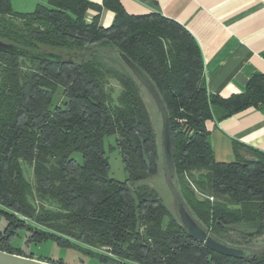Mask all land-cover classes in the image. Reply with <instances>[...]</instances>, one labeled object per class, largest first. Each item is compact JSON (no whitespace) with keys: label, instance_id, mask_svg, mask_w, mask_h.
Masks as SVG:
<instances>
[{"label":"trees","instance_id":"16d2710c","mask_svg":"<svg viewBox=\"0 0 264 264\" xmlns=\"http://www.w3.org/2000/svg\"><path fill=\"white\" fill-rule=\"evenodd\" d=\"M103 9L114 14L108 27L99 23ZM90 10L95 15L88 21ZM0 41L64 58L0 51L1 251L32 258L11 244L22 231L28 244L51 241L108 264H264V252L233 258L191 239L146 184L159 173L160 154L142 87L104 59L125 55L158 92L169 117L174 184L193 217L209 234L250 248L264 234V153L234 144L236 159L217 162L205 122L214 112L223 120L263 104L264 76L228 98L209 94L192 36L158 14L129 15L120 0H47L26 13L0 0ZM110 80L120 86L115 99ZM59 90L64 100L56 105ZM110 137L123 181L108 175ZM239 149L252 158L240 157ZM22 163L31 168V181ZM98 248L113 258L91 250Z\"/></svg>","mask_w":264,"mask_h":264},{"label":"crops","instance_id":"0c3cea01","mask_svg":"<svg viewBox=\"0 0 264 264\" xmlns=\"http://www.w3.org/2000/svg\"><path fill=\"white\" fill-rule=\"evenodd\" d=\"M90 1L101 4L102 0ZM120 3L129 15L155 13L179 24L192 36L200 49L202 76L209 94L228 98L243 93L251 79L264 76V0H120ZM94 15V11H88L86 19L90 21ZM113 17L112 12L103 9L100 25L108 27ZM217 114L214 112L213 118L205 122L217 162L236 159L234 144L264 153V103L223 120H217ZM237 154L247 160L252 158L243 149Z\"/></svg>","mask_w":264,"mask_h":264},{"label":"rangeland","instance_id":"374dc122","mask_svg":"<svg viewBox=\"0 0 264 264\" xmlns=\"http://www.w3.org/2000/svg\"><path fill=\"white\" fill-rule=\"evenodd\" d=\"M46 2L47 0H10L12 10L15 12H23V13L32 11L37 4L46 5ZM104 62L107 65L113 66L124 73H130L128 69L125 67V65L122 63L120 57H118L117 55L108 56L107 54H105ZM108 87L112 89V96L115 99L120 91L119 84L114 80H110ZM141 97L146 107V110L149 114L150 121H151L153 130H154V133L156 135V141L159 147V137H160V128H161L160 114L156 106L154 105L153 100L143 88H141ZM63 100L64 98L62 97L61 91L59 90L57 94L54 96L53 103L56 105H60L62 104ZM105 151L109 158V171H108L109 177L112 179L118 180V181H123L126 178V174L123 170L122 163L118 155V151L115 147L114 137H110L105 140ZM159 154H160V147H159ZM76 158L77 160H80L79 159L80 157L78 155L76 156ZM22 169H23L25 178L28 181H31L32 179L31 168L27 164L22 163ZM173 183H174V179H173ZM188 183H189L190 189L194 191L198 199L205 198L204 195L196 191L194 185L191 184L190 181H188ZM146 184L157 192L158 196L162 199L164 206L173 215H175L174 209H173V200H172L171 194L164 181L163 170L161 167V158H160L159 173L155 177L147 180ZM175 187L177 189V186ZM21 219L27 224L37 227V225H35L33 222L25 218H21ZM166 222L167 220L165 219L163 224H166ZM3 227H4L3 219L0 217V231L1 229H3ZM37 228L44 229L43 227H37ZM19 233H20L19 237L16 238L11 244L12 246L16 247L18 250L25 252L26 255H32V256L38 257L45 261H53V262L60 261L63 264H108V263L99 262L96 258H91L86 255H83L81 252H79L75 248L59 247L58 245L54 244L51 241L43 242L38 245L28 244L26 241L28 234L22 231ZM239 237H240V234L237 232L232 234V238L235 240H237ZM73 242L76 244H79L75 241ZM250 243L252 245V248H259L263 246L264 245V234L257 238H253L250 241ZM91 250L97 254H101L103 256L113 258L111 257L109 253H107V250L105 248H98V249H91ZM19 256H22V255H19Z\"/></svg>","mask_w":264,"mask_h":264},{"label":"water","instance_id":"95a60500","mask_svg":"<svg viewBox=\"0 0 264 264\" xmlns=\"http://www.w3.org/2000/svg\"><path fill=\"white\" fill-rule=\"evenodd\" d=\"M0 51L15 54L21 57L33 58L38 60L62 62L64 58L57 53L47 52H33L18 46L4 43L0 41ZM119 57L131 75L140 84V86L148 93L156 106L160 118L161 128L159 137L161 167L165 184L171 194L173 200V209L175 217L181 225L184 232L194 241L205 245L207 248L221 255L233 258H250L264 252V245L259 248H250L245 246H234L224 242L223 240L209 234L207 229L196 220L191 214L189 208L186 206L178 190L174 186V156L173 145L170 131L169 117L166 108L156 91L154 85L151 83L145 73L129 58L123 54ZM83 58V54L81 56ZM70 62V59H67ZM0 264H53L40 261L30 257L10 254L0 250Z\"/></svg>","mask_w":264,"mask_h":264},{"label":"built area","instance_id":"2783aa9c","mask_svg":"<svg viewBox=\"0 0 264 264\" xmlns=\"http://www.w3.org/2000/svg\"><path fill=\"white\" fill-rule=\"evenodd\" d=\"M210 200H212V198H209Z\"/></svg>","mask_w":264,"mask_h":264}]
</instances>
